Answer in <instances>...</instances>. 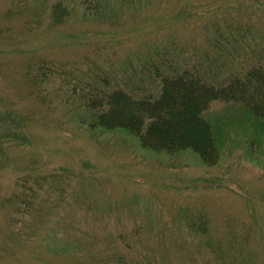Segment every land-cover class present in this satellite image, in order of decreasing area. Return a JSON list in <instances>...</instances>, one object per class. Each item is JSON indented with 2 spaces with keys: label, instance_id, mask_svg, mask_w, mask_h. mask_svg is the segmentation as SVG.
<instances>
[{
  "label": "rangeland",
  "instance_id": "obj_1",
  "mask_svg": "<svg viewBox=\"0 0 264 264\" xmlns=\"http://www.w3.org/2000/svg\"><path fill=\"white\" fill-rule=\"evenodd\" d=\"M80 1L0 0V264H264L261 118L212 103L206 164L89 126L70 87L86 61L125 75L167 45L243 69L264 59V0Z\"/></svg>",
  "mask_w": 264,
  "mask_h": 264
},
{
  "label": "trees",
  "instance_id": "obj_2",
  "mask_svg": "<svg viewBox=\"0 0 264 264\" xmlns=\"http://www.w3.org/2000/svg\"><path fill=\"white\" fill-rule=\"evenodd\" d=\"M97 1L80 2L84 11L96 13L101 4ZM68 11V4L57 1L50 23H62ZM184 51L177 45L157 48L138 68L125 69L130 70L126 76L104 73L102 66L87 61V66L79 65V76L70 87L87 124L126 131L140 147L153 152L189 149L204 163H215L219 143L205 113L212 103L225 101L243 106L264 123V59L225 72L215 62L189 60Z\"/></svg>",
  "mask_w": 264,
  "mask_h": 264
}]
</instances>
